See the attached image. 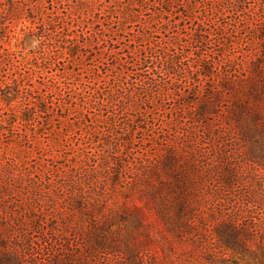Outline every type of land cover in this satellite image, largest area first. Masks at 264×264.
I'll return each mask as SVG.
<instances>
[{"label": "trees", "instance_id": "obj_1", "mask_svg": "<svg viewBox=\"0 0 264 264\" xmlns=\"http://www.w3.org/2000/svg\"><path fill=\"white\" fill-rule=\"evenodd\" d=\"M110 3L112 0H0V33L11 32L12 22L29 13L36 28H27L24 39H35L41 48L34 63H26L22 71L23 63L0 46V103L7 107L0 108V129L5 123L14 134L20 124L27 136L29 132L36 135L41 130V116H48L55 106L67 113L60 122L66 138L85 133L95 145L90 151L81 149L90 155L88 164L63 169L59 177L46 168L44 162L51 160H44L43 151L41 158L30 162L35 165L20 174L0 167V199L41 202L46 191H42L40 178L45 172L52 188L49 208L62 202L69 218L78 213L89 223L85 249L89 248L91 264H156L122 233L133 238L138 230L129 225L113 196L125 201L134 197L152 200L167 231L180 241L195 240L209 264H264V196H257L243 173L232 167L227 152L239 142L231 126L219 125L216 105L222 98L232 99V113L242 122L243 135L264 148V66L251 58L253 51L244 53L243 61L234 55L245 40L252 44L248 42L256 37L264 43V0ZM134 6L150 10L151 17L173 16L174 36L141 44L139 39L146 37L138 31L132 63L123 59L121 69L105 73L93 67L92 80L75 95L79 98L54 95L61 91L57 78L64 82L71 77L73 65L99 45L101 31L94 26L104 25L100 18H115L120 25ZM83 16L87 22L81 26L78 21ZM254 61L259 66L250 76L247 64ZM52 67L59 74L51 77L50 86L59 93L33 81L34 75H43V70ZM170 101L176 117L159 124L158 113ZM185 109L195 113L196 120L187 121L180 113ZM212 126H216L214 138L209 137ZM205 137L212 142H204ZM201 141L224 151L206 169L194 153ZM27 142L32 146L33 140ZM145 142L153 149L137 154ZM249 162L252 168L264 170L263 163ZM12 166L21 167V163L14 160ZM152 177L158 181L155 185ZM212 177H216L214 181ZM70 222L67 228L73 225ZM7 260L5 264H16L18 259ZM59 262L63 261L53 259L50 264Z\"/></svg>", "mask_w": 264, "mask_h": 264}, {"label": "rangeland", "instance_id": "obj_2", "mask_svg": "<svg viewBox=\"0 0 264 264\" xmlns=\"http://www.w3.org/2000/svg\"><path fill=\"white\" fill-rule=\"evenodd\" d=\"M121 1L112 0L110 5L112 6L116 2L120 3ZM126 6L127 8L131 7L125 5L124 8ZM149 8L152 9L151 6ZM201 10L202 8L199 11ZM131 11H134V16H132V12L131 14L125 13L126 17H129L127 20L122 19L120 25L115 18H103L104 16L100 18L104 25L100 28L93 25L101 31L99 32L100 37H102L101 41H99V45L96 48L88 50L81 63L73 65L74 72L71 77H67L64 82H61V78H57L59 83H61L59 85L60 93L58 92L59 90L50 86L52 78L59 74L53 67L43 70V75H34L33 81L37 82L36 85L41 83L42 85L50 86V89L59 93L54 94L56 96H67V100L71 96L79 98L75 95L79 91L80 93L83 92L88 82L92 80L90 69L93 67H98L99 70L101 68V71L104 69L102 72L108 70L111 72L117 67L121 69L120 64L123 59L132 63V58L135 57L131 55V52L135 49L134 46L136 44L134 41L138 31L146 37H139L141 44H147L148 41L161 38L166 40L174 36L173 33L176 30L173 23L176 21L170 14L151 17L149 16V13H152L150 10H140L137 6H134ZM60 12L62 13V11ZM29 15V13L24 12L19 19L14 20L10 25L11 32L1 31L0 33V46L6 49L12 58L18 59L23 63L21 64L22 71H24L23 67L25 64H30L41 51L39 43L35 39H24V34L28 31L27 28L32 30L36 28V24H32V19ZM168 21L169 24H167ZM78 22L82 23L81 26H84L87 20L83 16V19ZM185 23L188 27L191 25L190 20L186 19ZM245 41L241 43V46L235 48V58L243 61V54L247 51H253L251 58L261 61L264 66V43H261L256 37H253L248 42H252V44H246ZM117 51L120 52V55H113ZM258 61L247 64L248 75H254L257 70L256 67L259 66ZM98 63L101 64L99 65ZM1 75L4 76L5 74L1 73ZM254 80L258 81V78L255 76ZM39 86L42 87L41 85ZM67 100L64 102H67ZM155 102L162 104L158 101ZM216 105L218 106L219 125L231 126L236 132L235 137H237L239 142V145H236L232 152H227V155H231L230 163L232 167L243 173L246 181L251 184L250 189L254 190L257 196L262 194L264 196L260 189L261 187L264 191V170L252 168L249 162L255 159L259 163L264 164V148L253 142L252 138H247L243 135V124L232 113L235 110L232 99L222 98L216 102ZM3 106L7 108L6 105L0 103V108H3ZM174 107L175 105L172 101L161 107L162 109L158 113L161 116L159 124L162 120L169 121L176 117L171 111ZM147 108L152 107L147 105ZM52 110L48 116H41L40 126H38V129L41 130L37 131L36 135L29 132L27 136L24 127L20 124L16 126L19 127L17 133L12 134L8 130V125L4 123V128L2 129L1 127L0 129V167L4 171H14L15 169L14 172L20 174L25 171V168L35 165V163L31 164L30 162L41 158V153L43 152L44 160H51L49 163L48 161L44 162L46 168L53 170V173L55 171L57 177H59L60 174L58 173H62L63 169L70 171V167L88 164L90 155H85L81 149L88 148L87 151H90L91 146L95 147L92 139L85 133L81 137H76V140L72 137L70 139L66 138L62 133L64 125L60 122L64 120L61 115L65 117L67 113L62 114L63 111L56 109L55 106L52 107ZM180 113L186 117L187 121L196 120L197 118L195 113L188 112L186 109ZM71 115L68 114L69 118L74 119ZM261 120L264 121V112ZM207 121L209 123L210 119H207ZM215 129L216 126L211 127L212 132L210 128L207 129V132H211L210 138L215 137ZM205 139L202 141L210 142L207 137ZM28 140H33L31 142L32 146L27 142ZM202 141L197 145L198 147L194 153L200 161V165L206 169L212 166L217 158L224 154V151L212 149L208 146L209 144H205ZM145 149L153 148H150V144L145 142V144H141L140 150L136 153L142 154ZM49 151L51 152L48 153ZM94 152L95 148H93L92 153ZM14 160L21 163V167H13L12 162ZM50 163L53 166L49 167ZM4 164H9L11 167ZM44 175L45 172L41 175L40 179L43 183L40 186H42V191H46V193L41 202L28 201L24 204L23 201L16 199H9L6 202L0 199V263L2 261L5 264V261H8L7 258H17L16 264H50L53 259L63 261L57 264H91V258L87 257L90 252H87L89 248L85 249L88 240L87 232L90 228L89 223L81 220V216L78 213L74 214L73 217L70 215L71 218H69V210L63 207L64 204L62 202L56 204L54 208H49L47 199H49V191L52 188L48 187V182ZM215 178L212 177L213 181ZM156 183H158L157 179L152 177L151 184L155 185ZM209 192H211V188L208 190ZM112 198L114 201L119 202L120 207L128 217L129 225L138 230L137 233L133 234V238L130 233H125V231H122V233L127 237L129 236V240L132 241V245L136 250L148 255L156 264H209L204 257V251L196 245L195 240L180 241L167 231L152 200L134 197L130 201H125L120 197L113 196ZM69 220H71L73 225L67 228L66 225ZM36 223L37 226L34 227ZM58 249L61 252H56Z\"/></svg>", "mask_w": 264, "mask_h": 264}]
</instances>
